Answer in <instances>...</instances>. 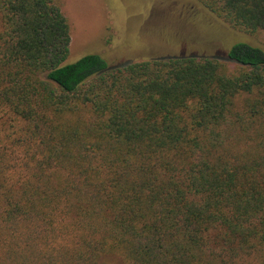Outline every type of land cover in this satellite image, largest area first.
Here are the masks:
<instances>
[{
  "label": "trees",
  "instance_id": "1",
  "mask_svg": "<svg viewBox=\"0 0 264 264\" xmlns=\"http://www.w3.org/2000/svg\"><path fill=\"white\" fill-rule=\"evenodd\" d=\"M64 2L0 0V264H264V51L65 65Z\"/></svg>",
  "mask_w": 264,
  "mask_h": 264
},
{
  "label": "rangeland",
  "instance_id": "2",
  "mask_svg": "<svg viewBox=\"0 0 264 264\" xmlns=\"http://www.w3.org/2000/svg\"><path fill=\"white\" fill-rule=\"evenodd\" d=\"M197 0H65L71 26L65 65L98 55L110 67L161 57H217L238 44L264 51V33L232 30ZM115 264H122L114 261Z\"/></svg>",
  "mask_w": 264,
  "mask_h": 264
}]
</instances>
